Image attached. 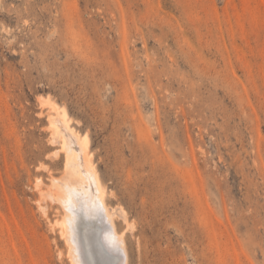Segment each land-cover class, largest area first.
Masks as SVG:
<instances>
[{
    "label": "rangeland",
    "instance_id": "obj_1",
    "mask_svg": "<svg viewBox=\"0 0 264 264\" xmlns=\"http://www.w3.org/2000/svg\"><path fill=\"white\" fill-rule=\"evenodd\" d=\"M41 98L88 138L126 264H264V0H0V264H70ZM95 223L84 257L117 264Z\"/></svg>",
    "mask_w": 264,
    "mask_h": 264
},
{
    "label": "bare ground",
    "instance_id": "obj_2",
    "mask_svg": "<svg viewBox=\"0 0 264 264\" xmlns=\"http://www.w3.org/2000/svg\"><path fill=\"white\" fill-rule=\"evenodd\" d=\"M39 105L40 108L47 110L49 144L51 146L58 144L64 154L65 173L60 180H56L58 185L56 190L53 188L55 191L49 189L50 186L47 190H42L39 184H36L34 188L37 189L39 203L49 198L50 203H56L62 211L61 217L54 221L52 227L58 229L67 245L70 264H88L83 253L82 237L78 232L79 222L86 219L96 222L95 226H98L100 230L104 248L118 256L117 264H126L125 249L124 246L121 247L122 237L114 239L118 242L119 250H117L112 240L111 230L113 229H107L105 220V218L108 219L112 224L113 217L117 216L125 221V214L121 208L115 211L108 209L104 201L105 191L91 161L88 138L79 135L69 126L67 114L62 107L48 98L39 99ZM74 145L77 148H74ZM56 155L57 153L54 152L53 156ZM43 207L41 205V208ZM45 218L48 219L46 216Z\"/></svg>",
    "mask_w": 264,
    "mask_h": 264
}]
</instances>
